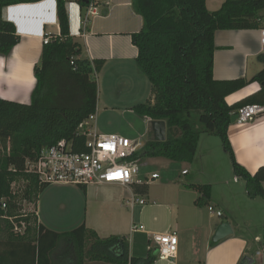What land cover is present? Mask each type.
I'll return each instance as SVG.
<instances>
[{
	"label": "trees",
	"instance_id": "obj_1",
	"mask_svg": "<svg viewBox=\"0 0 264 264\" xmlns=\"http://www.w3.org/2000/svg\"><path fill=\"white\" fill-rule=\"evenodd\" d=\"M41 1L0 0L1 57L9 56L19 43L14 25L2 18L3 10ZM205 1L131 0L133 11L142 19L141 30L131 35V43L137 49V69L149 81L152 94V101L137 104L131 111L166 126L163 141H147L131 160L143 165L146 158L163 157L191 163L201 135L217 137L248 198L264 201V168L250 175L235 161L227 139L231 116L239 108L264 105V68L249 81H215L212 76L215 32L264 28V0H226L214 12L206 9ZM79 5L84 16L87 0H80ZM56 18L59 35H44L48 42L33 69L35 86L30 102L0 99V264H152L154 257L141 261L129 256L123 236L100 238L85 225L56 233L38 224L34 214L33 225L20 236L4 218L29 222L30 218H19L11 186L20 179L29 180L22 197L28 201H36L47 186L37 184L34 175L26 172L25 162L34 161L42 149L60 140L72 143L74 151L84 152V139L77 135V128L96 112L95 76L103 61L81 57L82 48L70 35L64 0H56ZM260 60L264 63V56ZM252 83L259 85L258 92L233 105L226 103L227 97ZM133 186L136 195L147 194V184ZM191 188L200 195L195 205H207L210 186ZM261 241L264 250V226Z\"/></svg>",
	"mask_w": 264,
	"mask_h": 264
},
{
	"label": "crops",
	"instance_id": "obj_2",
	"mask_svg": "<svg viewBox=\"0 0 264 264\" xmlns=\"http://www.w3.org/2000/svg\"><path fill=\"white\" fill-rule=\"evenodd\" d=\"M225 1L206 0L205 6L209 12H214ZM66 11L70 35L82 48L81 57L90 61H103L102 69L95 76V114L102 116L104 113L124 111L133 113V106L152 101L151 85L137 69V49L131 43V35L138 33L142 27V19L133 11L131 0H104L98 8V15L89 17L88 22H83L86 12L82 16L74 4H66ZM2 18L14 25L19 43L9 56H0V99L28 104L35 86L33 69L41 55L43 37L59 35L56 0L10 6L3 10ZM259 31L260 29L215 32L212 68L215 81L240 78L249 81L264 68V63L260 60L264 55L259 52ZM258 90L259 85L252 83L227 97L226 103L233 105ZM143 119L149 124L148 137L157 140L156 122ZM201 137L196 156L190 165L192 173L186 171V174H182L186 176V181L169 182L166 177L160 183V195L152 197L151 202L143 198V206L132 203V198L136 195L134 186L109 184L74 188L81 193L84 208L94 204L99 208L98 211L107 209L111 213L109 224L104 222L89 225L87 217H84L80 225L95 231L100 238L115 235L127 240L125 234L100 235V230L112 228L113 232H119L123 226V216L120 219L118 216L126 211L129 216L126 228L133 235L132 245L128 243L129 256L141 261L149 256L155 258L152 264H240L248 256L254 260V264H264L261 241L264 201L248 198L245 189L239 186L241 182L234 178L230 165L227 166L224 160L222 162L217 157L219 144L210 138ZM227 139L235 161L250 175H254L259 168H264V116L247 124L231 123L227 128ZM207 143L211 147H207ZM222 166L223 173L226 172V167L229 169L227 174H222ZM205 169H208L210 175L202 177ZM229 176L233 179L232 183L226 179ZM158 180L160 177L151 183L159 182ZM151 183L147 185L150 186ZM204 185H209L211 189L208 204L195 205L200 195L191 186ZM146 196L150 198L148 191ZM38 198L33 214L38 224L48 229L40 217ZM208 206L221 212L227 220L217 217L220 221L216 222V217L208 212ZM222 221L229 223L232 235L213 243V235ZM133 225H142L143 231L131 233ZM173 232L178 240L177 255L173 259H161L156 253V247L152 246L151 236Z\"/></svg>",
	"mask_w": 264,
	"mask_h": 264
},
{
	"label": "built area",
	"instance_id": "obj_3",
	"mask_svg": "<svg viewBox=\"0 0 264 264\" xmlns=\"http://www.w3.org/2000/svg\"><path fill=\"white\" fill-rule=\"evenodd\" d=\"M66 4L76 5L77 11L80 8V0H64ZM88 6L84 9L86 15L83 22H88V18L98 15V8L104 0H87ZM48 40L43 37V44ZM259 52L264 55V28L259 31ZM233 115L237 118L235 123L247 124L264 116V105L251 104L239 108ZM96 114L89 115L77 128V135L83 137L82 147L84 152L74 151V145L60 140L56 144L42 149L34 161H26L25 169L27 173L33 174L39 186H49L52 184H65L74 186H101L106 184H117L122 187L133 185H143L159 179V175L152 173L150 178L144 177L143 182L137 180L140 176V169L143 165L132 161L131 158L137 154L140 146L129 139L116 134H99L95 131L93 123ZM186 174V171H183ZM135 195L132 203L139 206L145 204L143 198ZM3 209L6 208L4 202L1 203ZM208 212L221 217L222 213L215 211L213 207H207ZM26 218V214L21 216ZM12 224V231L15 234L24 235L26 222L14 223L13 217H4ZM23 228L24 230H21ZM23 231V232H22ZM143 231L142 225H133L131 233ZM151 242L156 246L157 255L161 259H173L177 255L178 240L176 233L154 234ZM257 256L259 253L256 254Z\"/></svg>",
	"mask_w": 264,
	"mask_h": 264
},
{
	"label": "rangeland",
	"instance_id": "obj_4",
	"mask_svg": "<svg viewBox=\"0 0 264 264\" xmlns=\"http://www.w3.org/2000/svg\"><path fill=\"white\" fill-rule=\"evenodd\" d=\"M93 127L95 131L99 134H116L129 139L130 141L135 143L136 146H140L141 144L152 140L148 137V122H146L143 118L134 115L133 113H129L128 111H124L122 113L109 112L104 113L102 116H97L96 113V119L93 123ZM201 136V139L210 138V140L212 139L213 142H217L219 144L218 147L220 148L217 147V157H219L222 162L224 160L226 162V165L228 166L229 164L231 168V161L229 155L223 151L220 139L217 137L208 136L206 134H202ZM207 147L211 146L207 143ZM191 163H175L163 157L146 158L142 163L143 166L140 169V176L137 178V180L143 182L144 177L150 178V175L152 173L158 174L160 180H158L159 182H156L154 184L151 183L150 186H148V196L150 198H148L146 195H142L138 198H144L146 201L151 202L152 197L160 195L161 187L159 186L160 183L163 182L166 177L169 179V182L171 180L186 181V176L182 175L183 169L192 173L190 166ZM221 172L222 174H227L229 172V169L226 167V172L223 173L224 169L222 166ZM209 175L210 172L208 171V169H205L202 177H207ZM226 179L228 182L231 181L232 183L233 179L230 178V176ZM240 182L241 183H239V186L244 188V186L242 185L243 182ZM29 184V180L20 179L14 182L11 186L12 193L16 196V204L18 206L17 214H19V218H22L21 216L25 214L26 218H30L29 222L26 223L27 226L25 233L30 227V225H33V223L31 222V218L34 212V204L36 202L35 198L32 201L22 199L24 191L26 190V187ZM74 188H77V186L65 184H52L47 186L44 192L39 195L38 200L40 201V217L43 224L48 229L56 231L58 233H67L79 226L81 219H84V217H87V223L89 225H92V223L97 224L104 222L105 224H109L111 222V213H109L107 209L98 211L99 208L94 204L87 206V208H84L82 205V195ZM123 212L125 213L118 216V219H120L119 217L123 216V226L120 228L119 232H113L114 230L112 228L111 230L106 231L100 230V235L108 236L113 233L120 235L125 234V236L127 237V241L131 246L133 243V235L128 233V230L126 228V222L128 221L129 216L126 211ZM16 220L18 219H16L15 217L14 223L18 224L20 221ZM215 220H217L216 222L220 221V219L217 217L215 218ZM135 223L138 224L137 221H135ZM256 223L257 218L255 217L254 224ZM21 230L24 229L21 228ZM152 246L153 248L156 247L155 245ZM147 254L148 252L146 251V255Z\"/></svg>",
	"mask_w": 264,
	"mask_h": 264
},
{
	"label": "water",
	"instance_id": "obj_5",
	"mask_svg": "<svg viewBox=\"0 0 264 264\" xmlns=\"http://www.w3.org/2000/svg\"><path fill=\"white\" fill-rule=\"evenodd\" d=\"M237 116L232 115L231 116V123H234L236 120ZM156 132H157V140L158 141H163L165 139V123L164 122H156ZM232 235V230L228 222H223L221 223L212 238L213 243H217L220 240H223L224 238ZM157 253V251H156ZM254 260L251 257L245 256L240 264H254Z\"/></svg>",
	"mask_w": 264,
	"mask_h": 264
}]
</instances>
